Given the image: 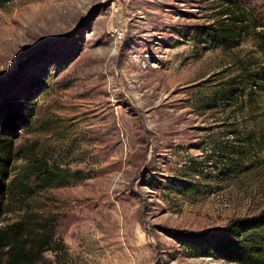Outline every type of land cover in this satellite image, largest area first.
<instances>
[{
    "label": "rangeland",
    "instance_id": "obj_1",
    "mask_svg": "<svg viewBox=\"0 0 264 264\" xmlns=\"http://www.w3.org/2000/svg\"><path fill=\"white\" fill-rule=\"evenodd\" d=\"M225 4L248 19L230 48L206 34ZM245 68H264V0H6L0 130L15 186L0 228L53 233L38 264H235L189 256L171 232L264 211V73L250 84ZM230 86L243 94L225 107ZM34 166L76 178L46 188Z\"/></svg>",
    "mask_w": 264,
    "mask_h": 264
},
{
    "label": "trees",
    "instance_id": "obj_2",
    "mask_svg": "<svg viewBox=\"0 0 264 264\" xmlns=\"http://www.w3.org/2000/svg\"><path fill=\"white\" fill-rule=\"evenodd\" d=\"M5 2L6 0H0V4ZM222 8L219 13L220 22L216 21L217 25L214 23L211 31L206 34L216 45L230 48L244 33L248 19L240 6L225 4ZM260 70L264 73V68L255 71ZM255 71H249L248 68L242 71L250 84L258 81L259 75L254 73ZM241 94V89L230 86L223 89L218 101L225 107H232L231 102H236ZM27 105L30 108V105ZM11 152L12 141L0 130V213L3 211L6 195H10L9 191L12 193L15 186L14 180L7 181ZM230 165L232 169L224 167L222 175L230 176L237 172L238 168L232 160ZM29 174L39 185L46 188L56 184L65 185L76 178V175H71L59 167L44 169L34 166L30 172L27 171V176ZM26 229V223L22 222L0 228V264H38L45 253L56 251L51 245L54 240L53 233L43 229L39 234L31 236L27 234ZM171 234L189 256L214 258L235 264H264V211L258 216L233 220L222 230L172 231Z\"/></svg>",
    "mask_w": 264,
    "mask_h": 264
},
{
    "label": "built area",
    "instance_id": "obj_3",
    "mask_svg": "<svg viewBox=\"0 0 264 264\" xmlns=\"http://www.w3.org/2000/svg\"><path fill=\"white\" fill-rule=\"evenodd\" d=\"M119 9L117 8L116 11ZM112 35L115 37L116 40L121 41L125 38V32L118 27H113L112 30Z\"/></svg>",
    "mask_w": 264,
    "mask_h": 264
}]
</instances>
